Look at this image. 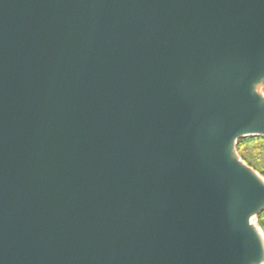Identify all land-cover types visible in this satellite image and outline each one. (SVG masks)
<instances>
[{
	"label": "water",
	"instance_id": "1",
	"mask_svg": "<svg viewBox=\"0 0 264 264\" xmlns=\"http://www.w3.org/2000/svg\"><path fill=\"white\" fill-rule=\"evenodd\" d=\"M260 81L264 0H0V264H263Z\"/></svg>",
	"mask_w": 264,
	"mask_h": 264
},
{
	"label": "trees",
	"instance_id": "2",
	"mask_svg": "<svg viewBox=\"0 0 264 264\" xmlns=\"http://www.w3.org/2000/svg\"><path fill=\"white\" fill-rule=\"evenodd\" d=\"M261 88L264 93V82ZM235 151L247 166L264 179V136L247 135L238 138L235 143ZM254 220L264 233V209L256 214Z\"/></svg>",
	"mask_w": 264,
	"mask_h": 264
},
{
	"label": "bare ground",
	"instance_id": "3",
	"mask_svg": "<svg viewBox=\"0 0 264 264\" xmlns=\"http://www.w3.org/2000/svg\"><path fill=\"white\" fill-rule=\"evenodd\" d=\"M253 88H254V90H255L257 93H259L258 88H256V86H255V83L253 84ZM259 90H260V89H259ZM233 156L237 158L236 153H233ZM252 171H253V170H252ZM253 174L256 175L257 178H258V179L264 184V180H263V179H262V178H261L256 172L253 171ZM251 223H252V222H251ZM252 226H253V228H254V230H255L257 236H258V239H259V241H260L261 248H262V251H263L262 262H264V233H262L261 231H259V230L254 226L253 223H252Z\"/></svg>",
	"mask_w": 264,
	"mask_h": 264
},
{
	"label": "rangeland",
	"instance_id": "4",
	"mask_svg": "<svg viewBox=\"0 0 264 264\" xmlns=\"http://www.w3.org/2000/svg\"><path fill=\"white\" fill-rule=\"evenodd\" d=\"M255 86H256V88H258V91H259V93L260 94H262L263 96H264V93H263V91H262V88H261V81L260 82H256L255 83ZM260 89V90H259ZM236 156H237V158L240 160V161H242L241 160V158L236 154ZM243 162V161H242ZM244 163V162H243ZM245 164V163H244ZM249 167V166H248ZM250 168V167H249ZM252 169V168H251ZM253 170V169H252ZM254 172H256L255 170H253ZM257 173V172H256ZM258 174V173H257ZM259 175V174H258ZM260 176V175H259ZM261 177V176H260ZM262 178V177H261ZM263 179V178H262ZM264 180V179H263ZM253 220V219H252ZM253 224H254V226L259 230V231H261V229L253 222V221H251ZM262 232V231H261ZM263 233V232H262Z\"/></svg>",
	"mask_w": 264,
	"mask_h": 264
}]
</instances>
